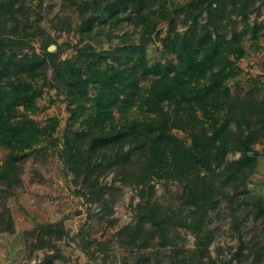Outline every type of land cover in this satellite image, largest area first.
Wrapping results in <instances>:
<instances>
[{
	"label": "trees",
	"instance_id": "obj_1",
	"mask_svg": "<svg viewBox=\"0 0 264 264\" xmlns=\"http://www.w3.org/2000/svg\"><path fill=\"white\" fill-rule=\"evenodd\" d=\"M43 1L0 0V146L5 148L0 184L7 190L19 184L20 162L60 142V158L76 174L86 169L89 177L90 166L100 161L116 167L119 180L138 187L135 219L115 232L120 245L139 252L154 238L171 243L167 232L178 225L194 238L178 264H215L208 253L212 232L207 224L209 211L224 200L230 227L238 234L234 264H243L241 255L249 253L245 264H264V242H246L239 234L248 214L264 215V199L248 196L245 185L254 166V144L262 142L264 150V94L258 106L234 103L225 84L236 73L234 61L245 52L243 35L255 40L259 33L258 24L246 21L245 0H61L77 13L75 28L81 36L98 32L108 18L132 25L137 33L132 40L123 31L118 44L104 49L84 42L64 58L46 44L41 52L20 49L42 30ZM232 14L240 16L237 30ZM178 18L183 29L176 27ZM159 21L166 22L160 37ZM62 26L69 27L70 21L65 18ZM155 37L173 58L147 62L146 44ZM46 86L63 93L70 112L60 134L57 117L39 123L31 116ZM230 150L237 155L227 158ZM152 178L179 183L178 207L152 197ZM13 230L11 214L0 200V231ZM33 231L54 238L64 233L56 223H38ZM75 236L83 252L92 248L90 254H102L101 261L92 257L85 264H103L106 243L81 229ZM148 257L138 256L144 263Z\"/></svg>",
	"mask_w": 264,
	"mask_h": 264
},
{
	"label": "rangeland",
	"instance_id": "obj_2",
	"mask_svg": "<svg viewBox=\"0 0 264 264\" xmlns=\"http://www.w3.org/2000/svg\"><path fill=\"white\" fill-rule=\"evenodd\" d=\"M248 11L246 21L258 24L259 33L255 40L245 33L242 37L244 47L243 56L234 64L236 73L225 80L229 89L231 100L241 104L252 103L258 106L264 94V0H245ZM42 18L40 33L31 38L21 51H42V45L53 44L50 51H56L60 58L71 55L77 46L89 42L95 49H104L118 44L123 31H129L130 38L136 40L137 33L130 24H119L117 19L108 18L101 30L91 36H81L76 30L79 22L78 15L70 6L64 5L61 0H44L41 6ZM104 16V15H102ZM234 16L235 30L241 26L240 16ZM67 18L70 26L63 28V21ZM176 27L183 29L180 18L176 20ZM55 25L62 27H55ZM97 25L94 21V26ZM165 21L156 25L158 37L164 33ZM228 32L226 37H228ZM173 58V54L162 51L157 37L146 44V60L148 63L156 60L162 61L164 57ZM50 70H47V75ZM142 86L147 84L141 82ZM93 93V90H89ZM39 109L31 116L43 123L49 116L59 119V131L70 120V112L66 109L63 93L53 86H46L41 95L35 98ZM137 113L135 108H132ZM233 126V124H232ZM177 133L182 135L181 130ZM264 139V136L261 137ZM61 141V140H60ZM85 141V138H84ZM83 141L82 145H85ZM262 142H256L257 149L253 157L254 166L246 180L247 195L258 196L264 199V150ZM60 142L47 147L45 150L29 155L20 162V182L7 190L0 184V200L8 208L14 230L12 232L0 231V264H85L91 261H101L102 254L92 248L88 253L79 248L80 237L75 232L81 229L88 238H95L105 244L106 254L103 264H178L180 258L193 246V235L183 226H174L167 232L171 243L161 244L157 238L150 241L146 248L122 246L116 239V230L125 223L135 219L134 205L139 201L135 185L124 183L116 176V167L105 165L90 157V166L87 177L86 169L75 173L66 159L60 158ZM5 148L0 146V158ZM105 155V154H104ZM237 152L230 150L226 157L232 158ZM99 156L97 155L96 158ZM99 160V159H96ZM85 170V171H84ZM83 173L85 176H83ZM154 190L152 197L163 205L178 207L180 200L178 193L180 185L176 180H158L152 178ZM240 196V194L238 195ZM224 200L209 211L208 227L212 237L208 244L209 256L215 264L225 262L234 264L231 257L238 244V234L230 227V217L226 213ZM38 223H55L61 226L64 233L59 238L47 236L36 230ZM240 237L246 241L259 240L264 242V215L247 219L239 224ZM174 250H176L174 253ZM247 253V250H243ZM140 253L149 254L147 262L139 259ZM50 254V255H49ZM49 255V256H46ZM231 257V258H230ZM46 259L48 260L46 262ZM250 259L241 255L242 263Z\"/></svg>",
	"mask_w": 264,
	"mask_h": 264
},
{
	"label": "water",
	"instance_id": "obj_3",
	"mask_svg": "<svg viewBox=\"0 0 264 264\" xmlns=\"http://www.w3.org/2000/svg\"><path fill=\"white\" fill-rule=\"evenodd\" d=\"M52 47H53V44H49V45L47 46V49L50 50Z\"/></svg>",
	"mask_w": 264,
	"mask_h": 264
}]
</instances>
